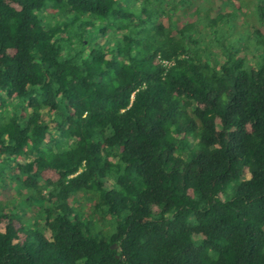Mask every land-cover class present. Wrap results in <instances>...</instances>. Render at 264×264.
<instances>
[{
  "label": "trees",
  "instance_id": "obj_1",
  "mask_svg": "<svg viewBox=\"0 0 264 264\" xmlns=\"http://www.w3.org/2000/svg\"><path fill=\"white\" fill-rule=\"evenodd\" d=\"M161 1L0 0V264H264V22Z\"/></svg>",
  "mask_w": 264,
  "mask_h": 264
},
{
  "label": "rangeland",
  "instance_id": "obj_2",
  "mask_svg": "<svg viewBox=\"0 0 264 264\" xmlns=\"http://www.w3.org/2000/svg\"><path fill=\"white\" fill-rule=\"evenodd\" d=\"M156 1L161 4L165 3L161 0ZM199 1L203 2V6L201 7L202 10L204 8H209L207 6L210 5V9L212 8L214 14L217 9L225 14L223 15L224 18H218L211 27L216 37L214 48L220 49L221 46L231 48L229 49L230 51L239 55H244L249 61H252L253 57H257L256 53L258 51L254 47L255 40L251 34V29L254 30L255 27L260 25V22H264V0ZM212 1L216 3H212ZM44 14H38L39 19H44L45 21L50 20L48 16L45 18ZM203 17L204 19H202V22L207 25V18L205 16ZM208 17L213 18L211 14H208ZM202 42L204 43V41ZM3 183L5 182L2 180V184ZM8 185H10L9 182Z\"/></svg>",
  "mask_w": 264,
  "mask_h": 264
}]
</instances>
